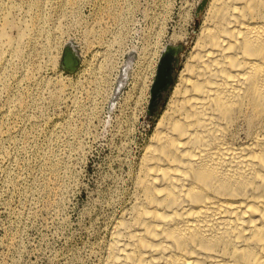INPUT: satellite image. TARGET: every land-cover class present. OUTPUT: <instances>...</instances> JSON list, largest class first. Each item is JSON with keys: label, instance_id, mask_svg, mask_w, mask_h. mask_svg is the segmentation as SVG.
<instances>
[{"label": "rangeland", "instance_id": "1", "mask_svg": "<svg viewBox=\"0 0 264 264\" xmlns=\"http://www.w3.org/2000/svg\"><path fill=\"white\" fill-rule=\"evenodd\" d=\"M205 3L0 0V27L25 31L21 56L0 44V264L98 262L170 97L147 115L161 53L182 47L175 82ZM68 45L80 74L61 67Z\"/></svg>", "mask_w": 264, "mask_h": 264}, {"label": "bare ground", "instance_id": "2", "mask_svg": "<svg viewBox=\"0 0 264 264\" xmlns=\"http://www.w3.org/2000/svg\"><path fill=\"white\" fill-rule=\"evenodd\" d=\"M10 24L0 44L19 57L25 31L12 40ZM182 39L191 45L96 264H264V0H206Z\"/></svg>", "mask_w": 264, "mask_h": 264}, {"label": "water", "instance_id": "3", "mask_svg": "<svg viewBox=\"0 0 264 264\" xmlns=\"http://www.w3.org/2000/svg\"><path fill=\"white\" fill-rule=\"evenodd\" d=\"M181 45L166 46L160 58L154 84L151 89V99L147 109V115L153 117L157 108L158 101L162 94L167 92L172 82L173 71L176 68L178 55L181 52ZM80 60L71 46H65L62 52L61 67L67 73H75Z\"/></svg>", "mask_w": 264, "mask_h": 264}]
</instances>
